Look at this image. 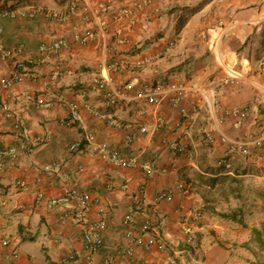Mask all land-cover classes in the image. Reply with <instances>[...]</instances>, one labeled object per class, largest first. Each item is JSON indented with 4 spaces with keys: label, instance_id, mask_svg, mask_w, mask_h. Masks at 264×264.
Returning <instances> with one entry per match:
<instances>
[{
    "label": "crops",
    "instance_id": "0c3cea01",
    "mask_svg": "<svg viewBox=\"0 0 264 264\" xmlns=\"http://www.w3.org/2000/svg\"><path fill=\"white\" fill-rule=\"evenodd\" d=\"M71 1L28 0L20 4L18 0H7L6 4L18 5L20 11L36 5L64 12ZM76 1L77 12L64 23L50 21L41 13L0 18L6 46L24 45L16 56L0 60V104L9 103L13 111L25 117L20 131L14 129V116L0 120V148L21 141L29 146L17 159L0 160V264H103L118 249L130 247L124 218L133 197L140 196L143 183H147L142 196L148 206L135 213L134 225L140 227L146 216L157 222L164 214L167 220L161 232L175 247L159 250L135 246L133 255L120 256L112 264H235L232 250L220 240L229 232L221 229L215 217L202 213L196 246L185 243L181 226L192 207L206 205L205 182L235 170L247 173L264 165L262 149H255L248 156H230L224 166H217L226 150L220 132L241 136L252 132L264 119V77L256 70V61L261 57L256 49L264 43V0H154L134 8L131 18L121 20L116 18L118 9L140 0ZM88 30L94 31L96 37L85 45L79 44L74 34ZM59 37H66L68 42L53 60L32 64L30 76L10 87L3 85L19 61L36 57L42 43ZM171 41H175L172 52L163 56ZM115 55L131 60L146 57L149 63L138 72L125 68L111 73L108 64ZM156 69L188 87L181 104L196 116L177 130L137 132L135 140L127 143L128 129L109 124L105 117L152 127L156 124L154 106L138 99L108 106L93 79L111 75L116 86L127 87L134 96ZM232 71L243 78L229 82ZM40 98L45 101L39 105ZM72 102L80 104L81 118L68 124ZM246 105L254 107L247 119L224 115L226 109ZM159 112L169 123L181 119L180 110L170 103L161 105ZM207 131L213 132L212 138L205 137ZM87 133L125 155H136L141 166L118 167L97 155L70 153V144L85 140ZM164 136L187 145L191 156L164 147ZM154 158L158 169L174 170L148 172L143 165ZM57 162L61 167L52 171L37 169ZM18 180H24L28 188L21 190ZM180 180L191 186L188 193L177 192L172 200L157 207L151 204L155 194ZM67 182L110 207L104 244L93 262L85 258L81 227L71 221L61 223L62 207L49 208L45 204L46 199L60 196ZM39 192L43 193L41 202ZM89 218L98 219L96 204ZM5 240L9 242L4 244ZM15 248L19 253L12 259ZM70 254L75 255V260L63 263L62 259Z\"/></svg>",
    "mask_w": 264,
    "mask_h": 264
},
{
    "label": "built area",
    "instance_id": "2783aa9c",
    "mask_svg": "<svg viewBox=\"0 0 264 264\" xmlns=\"http://www.w3.org/2000/svg\"><path fill=\"white\" fill-rule=\"evenodd\" d=\"M2 6L0 7V18H16L21 13H25L30 17H34L37 14H42L48 20L56 23H64L70 17H72L78 8L76 0L70 2L67 10L64 12H57L45 9L41 6H30L24 11H20L18 5H7V0H0ZM28 0H18V3L22 4ZM154 0H140L132 3H125L117 11L116 18L118 20L125 18H131L133 16V9L141 5H149ZM103 8L108 5L102 4ZM85 19H89L88 15L84 16ZM4 27L0 23V60H6L16 56L24 49V45L20 44L14 47H7L3 40ZM74 39L81 45L87 44L90 40L96 37V33L92 30H88L83 34L75 33ZM66 37H59L52 42L42 43L39 47V53L36 57H32L28 60L19 61L13 73L7 77L4 81V86L10 87L15 83L21 82L26 76H30L31 72L29 66L32 64H42L53 60L58 54L59 50L67 45ZM175 46V41H171L165 50L163 56L172 52ZM149 59L146 57H139L135 60H131L127 56L115 55L111 58L108 68L111 73H117L125 68H131L132 72H138L139 69L147 67ZM257 74L264 77V53L256 61ZM234 75V76H231ZM228 79L229 82H234L237 78H243V76L232 71ZM94 85L102 92L105 103L108 106L114 107L124 101H130L132 99H138L145 101L146 103L154 106L156 124L150 127L147 124L134 125L132 123H124L115 117H105L106 121L115 127H125L128 129L126 135L127 143H131L136 138V133H154L160 128H166L168 130H177L184 127L185 123H191L196 116V112H191L186 106L181 104V101L188 94L189 89L185 84L169 79L165 73H161L158 69L153 73V77L145 81V84L132 96L127 87L116 86L111 75L104 77H95L93 79ZM44 99H38V104H43ZM164 103H170L173 107L178 108L181 113V119L172 123H169L167 119L159 112V107ZM253 105H246L243 107L234 106L225 110V116L232 117L239 120H244L253 114ZM144 112H141L143 114ZM99 116H102V114ZM14 116V129L20 131L25 126V117L22 112H15L7 102L0 104V120L4 117ZM81 118L80 104L77 102L70 103V113L68 124H75ZM186 121V122H185ZM207 136L212 138L213 132L207 131ZM220 140L225 145L226 150L224 154L218 159L217 166L221 167L227 162L230 156L242 155L248 156L255 149H262L264 153V119L257 124L255 129L247 134L241 136H229L223 131L220 132ZM161 144L167 147L169 150L191 156V151L187 145L175 140H171L168 136H164L161 140ZM29 148L26 141H21L17 145L4 146L0 148V160L9 157L11 159L19 158L22 153ZM70 153H87L90 155H97L103 161L111 163L118 167L125 168H138L141 166V162L136 155H125L119 152L118 149L112 148L107 142H98L95 139L93 133H87L85 140H75L69 146ZM157 160L154 158L143 165L145 170L153 171L157 170L161 173H169L174 169L168 167L157 168ZM61 162L40 165L37 167L39 171L49 172L55 168H60ZM17 186L21 190L28 188V185L24 180H18ZM147 183H143L140 187V196H135L130 203L127 213L124 218V224L127 227L126 235L130 242V247L124 249H118L113 255L107 256L103 260V264H112L115 259L120 256H127L134 254V247L140 246L144 248L156 247L159 250H173L175 245L165 238L161 232L162 226L165 224L167 217L164 214L159 216V221L155 222L151 216H146L141 226L136 228L134 225V215L139 210L146 209L148 204L143 199L142 194L145 193ZM190 191V185L185 180H180L172 188L162 190L154 195L152 198V205L157 207L163 201L172 200L177 192L188 193ZM43 199V193L39 192L38 201ZM45 204L49 208H61V214L59 216L61 223H67L69 221L78 224L82 229V237L85 248V258L88 262L95 261V257L101 251L104 244L103 231L107 225V219L110 214V207L102 203L99 199L93 198L91 193L86 190L65 183L63 186V192L58 197H52L45 200ZM96 204L98 219L92 221L89 218V212L92 206ZM201 217L200 211L195 207L192 208L182 221V231L184 233V240L187 245L196 246V229ZM9 241L5 240L4 244ZM19 250L14 249L11 258L14 259L18 256ZM75 255L70 254L62 259V262H70L75 260ZM174 261V259L172 260Z\"/></svg>",
    "mask_w": 264,
    "mask_h": 264
},
{
    "label": "rangeland",
    "instance_id": "374dc122",
    "mask_svg": "<svg viewBox=\"0 0 264 264\" xmlns=\"http://www.w3.org/2000/svg\"><path fill=\"white\" fill-rule=\"evenodd\" d=\"M256 51L259 52L258 55H262L264 43L258 45ZM204 135L209 138L206 132ZM228 174L230 178L224 181L219 179L215 185H212L211 180L204 183L203 195L206 205L196 208L201 215L203 213L210 218L215 217L222 224L221 229L229 232L226 238L221 237L220 240L223 246L232 250L235 264H264V248L252 239V228L264 226V165L255 166L247 173L235 170ZM222 211H235L241 222L217 214Z\"/></svg>",
    "mask_w": 264,
    "mask_h": 264
},
{
    "label": "trees",
    "instance_id": "16d2710c",
    "mask_svg": "<svg viewBox=\"0 0 264 264\" xmlns=\"http://www.w3.org/2000/svg\"><path fill=\"white\" fill-rule=\"evenodd\" d=\"M228 178H230L229 174L225 175L223 177H219V176L213 177L211 179L212 185H215V183L219 179L224 181ZM234 180H236V179L234 178ZM217 214H219L223 218L230 219L232 221L241 222L239 215L235 211H232L231 213L226 212V211H222L220 213L217 212ZM252 239L255 240L260 245L261 248H264V226L252 228Z\"/></svg>",
    "mask_w": 264,
    "mask_h": 264
}]
</instances>
